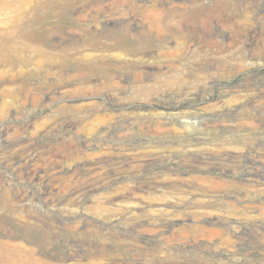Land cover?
<instances>
[{
	"label": "rangeland",
	"instance_id": "1",
	"mask_svg": "<svg viewBox=\"0 0 264 264\" xmlns=\"http://www.w3.org/2000/svg\"><path fill=\"white\" fill-rule=\"evenodd\" d=\"M22 2H0V250L45 226L27 246L64 264L95 241L264 264V0Z\"/></svg>",
	"mask_w": 264,
	"mask_h": 264
},
{
	"label": "bare ground",
	"instance_id": "2",
	"mask_svg": "<svg viewBox=\"0 0 264 264\" xmlns=\"http://www.w3.org/2000/svg\"><path fill=\"white\" fill-rule=\"evenodd\" d=\"M22 1H23L22 3L24 5L30 3V0H22ZM0 2L2 4H6L7 0H0ZM151 55H153V54L148 52V51L147 52L146 51L142 52L140 54H138L136 52L135 53L132 52V55H130L131 57H129L128 60H139L141 63H143L144 65L147 66V64L150 63V61H149L150 58H152ZM126 60H127V57H126ZM151 66H152V64H151ZM157 69L160 71L161 69H163V67L160 65V66L157 67ZM146 71H147V69H146ZM146 73H148V72H146ZM151 74H149V75L151 76ZM144 91H145V89H144ZM253 176H254V174H253ZM247 177H249V176H247ZM173 180H174V178H173ZM251 180H252V178H251ZM176 183H174V185ZM145 185H147V183ZM202 190H204V189H202ZM232 190L234 192V189H232ZM208 191H210V190L208 189ZM215 191H216V189L214 191H212V193L215 192ZM220 192H224V190L220 191ZM227 192L229 193V191H227ZM242 192H244V191L242 190ZM249 192L250 191H248V193ZM135 208H138V207H135ZM212 216H214V215H212ZM195 220H196V218H195ZM207 220H210L212 222H213V220H216L217 222H226V220L220 219L219 217H217L216 219L214 217H209ZM172 221H169V222H172ZM170 225H172V224L168 223V226H170ZM2 232L6 235V236L5 235H3V236H5V237H7L9 239L8 240L9 242H6L7 241L6 240L4 243H2V247H3L4 250H0V264H64V259L63 258L55 260L54 259L55 257L53 259H51V257L48 258L49 256L48 257H39V255L37 256L35 254L34 247L27 246V245H30V244H34V245L40 246L41 248H45V247H49V245L53 244L52 240L54 238H52L51 235L52 234H56L57 235L59 233L57 231H55V229H53L52 227H45V226L22 227V226L10 225L8 227L4 226L3 229H2ZM10 241H12V242L15 241V242L14 243H10ZM22 241H25V243H23ZM74 245L78 248V247H82L84 245V243H82V242H77L76 243L75 242ZM188 246L189 245L187 243V247ZM90 248L92 249V251H91V253H89V255L87 257L91 259V261H90L91 263L98 262V264H114V263H118L119 262L120 264H136V263L143 264V263L146 262V260L148 262H150V263L158 262L157 255H153L152 258H148V257H145V256L142 257L141 255L137 256V258H130L129 257L130 255L129 256L127 255L128 253H134V252L136 253L139 250V248L136 245H123L122 247H119V245H117L115 243H109V242L108 243L107 242L106 243H100V242L95 241V242L90 244ZM14 250H16L15 253L17 252V254L13 253ZM19 252H21V253H19ZM81 258H82V256H81ZM54 260L56 262H54ZM82 261H83V258H82ZM73 264H75V263H73ZM83 264H84V261H83Z\"/></svg>",
	"mask_w": 264,
	"mask_h": 264
}]
</instances>
